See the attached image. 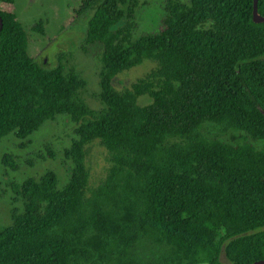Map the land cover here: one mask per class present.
<instances>
[{
    "label": "trees",
    "instance_id": "trees-1",
    "mask_svg": "<svg viewBox=\"0 0 264 264\" xmlns=\"http://www.w3.org/2000/svg\"><path fill=\"white\" fill-rule=\"evenodd\" d=\"M253 1L167 0L160 30L134 39L139 0H81L77 15L91 13L83 45L100 49L96 111L65 55L38 67L24 27L0 11V142L24 147L58 116L77 136L63 187L52 171L12 186L21 208L0 226V264L264 263V148L254 146L264 145V22H253ZM145 60L155 67L116 91L113 79ZM206 124L243 144L206 137ZM92 143L109 164L94 187ZM2 164L14 170L11 156Z\"/></svg>",
    "mask_w": 264,
    "mask_h": 264
},
{
    "label": "rangeland",
    "instance_id": "rangeland-1",
    "mask_svg": "<svg viewBox=\"0 0 264 264\" xmlns=\"http://www.w3.org/2000/svg\"><path fill=\"white\" fill-rule=\"evenodd\" d=\"M167 0H139L135 18L137 29L133 38L151 35L161 28L164 7ZM187 4L189 0H172ZM81 0H14L13 6L0 5L1 12H13L15 19L28 35L27 53L46 71L58 66V55L64 54L63 64L66 71L73 69L87 86L81 98L91 110L102 108L99 98V47L84 46L87 24L91 13L77 15ZM41 21L44 34L34 32L32 26ZM85 48V50H84ZM155 65L145 60L140 65L117 75L112 85L116 91H123L131 84L143 78ZM148 100L142 98L139 104L146 105ZM76 127L66 116H58L45 123L34 133L24 147L13 136H7L0 142V226L11 225L12 209H20L21 203L14 195L12 186L21 184L27 178L38 179L47 171L54 172L61 188L68 182L72 163L65 158L64 151L69 149L72 141L77 139ZM203 134L208 138L231 144H243L240 134H220L212 125L203 127ZM263 150V143L254 144ZM5 155L13 159L14 170L2 164ZM86 165L90 171V185L96 186L105 176L109 166L107 154L97 143L86 147ZM224 255L221 261L226 263Z\"/></svg>",
    "mask_w": 264,
    "mask_h": 264
},
{
    "label": "water",
    "instance_id": "water-1",
    "mask_svg": "<svg viewBox=\"0 0 264 264\" xmlns=\"http://www.w3.org/2000/svg\"><path fill=\"white\" fill-rule=\"evenodd\" d=\"M252 18L254 23H263L264 18H261L257 15V0L253 1V8H252ZM0 28H2V21L0 19ZM1 30V29H0ZM255 264H264L263 262H257Z\"/></svg>",
    "mask_w": 264,
    "mask_h": 264
}]
</instances>
